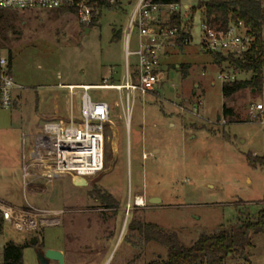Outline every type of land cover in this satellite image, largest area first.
I'll use <instances>...</instances> for the list:
<instances>
[{
    "label": "rangeland",
    "instance_id": "rangeland-1",
    "mask_svg": "<svg viewBox=\"0 0 264 264\" xmlns=\"http://www.w3.org/2000/svg\"><path fill=\"white\" fill-rule=\"evenodd\" d=\"M118 1V10H102L91 27L75 13L32 10L17 13L13 28L0 35V53L11 52L12 74L22 86L10 108L0 104V199L56 214V225L35 232L6 225L0 264L8 242L30 245L24 264H40L39 254L49 249L61 251L65 264L161 262L167 249L146 242L136 224H156L191 246L200 235L264 209V169L247 159L249 154L264 158V68L261 90L223 96L225 82L250 80L252 74L228 63L218 66L202 50L205 14L192 15L191 8L211 0H180L176 12L190 41L181 45L178 35L168 40L173 46L162 50L157 91L131 94L129 102L123 88L87 91L94 101L111 106L104 170L84 183L64 176L24 188L20 159L43 123L55 120V107L63 115L71 97L79 104L82 86H121L127 73L133 74L137 57L127 55L126 39L136 0ZM138 37L132 30L131 52ZM225 108L233 115L226 116ZM152 198L159 203L150 204ZM225 264H264V236L252 235L244 256L228 257Z\"/></svg>",
    "mask_w": 264,
    "mask_h": 264
},
{
    "label": "built area",
    "instance_id": "built-area-1",
    "mask_svg": "<svg viewBox=\"0 0 264 264\" xmlns=\"http://www.w3.org/2000/svg\"><path fill=\"white\" fill-rule=\"evenodd\" d=\"M114 1L110 0L112 3ZM72 7L77 8L80 22L91 23L94 9L83 0H0V10L16 13ZM177 7L178 4L159 5L153 0H136L129 18L126 52L128 56L137 57V64L133 74L127 73L126 82L117 86L127 90L128 102L131 94L147 95L161 88L163 73L160 67L163 47L160 39L176 37L178 29L162 28L160 16L169 19ZM132 30L138 32L139 44L138 48L131 52L129 39ZM189 41L186 40V43ZM252 43L253 38L243 22L231 24L226 29H216L205 22L202 23L200 46L206 53L240 56L249 51ZM228 79V76L225 77V80ZM89 87L92 86H82L85 93L81 98L79 120L71 118L68 122L60 120L44 122L41 130L35 134L29 150L24 151L22 178L25 188L39 182L52 183L64 176L92 178L104 170L105 131L111 122V106L104 101H94L87 93L91 89ZM70 89L73 90L72 87ZM20 90L22 86L18 85L13 77L8 56L0 53L1 106L10 108L16 92ZM55 218L54 211L38 209L31 205L16 207L0 199L2 230L9 225L20 232H35L41 226L56 225Z\"/></svg>",
    "mask_w": 264,
    "mask_h": 264
},
{
    "label": "trees",
    "instance_id": "trees-1",
    "mask_svg": "<svg viewBox=\"0 0 264 264\" xmlns=\"http://www.w3.org/2000/svg\"><path fill=\"white\" fill-rule=\"evenodd\" d=\"M94 9L93 18L89 27L94 26L101 15L102 10H118L119 1L113 3L110 0H83ZM155 4L170 5L179 4L180 0H153ZM99 10L96 16L95 11ZM196 10L203 11L207 23L216 29H226L231 24L243 22L249 29V35L253 43L246 53L235 56L233 54H212L215 63L221 66L228 63L230 67L242 72H250V80H235L225 82L222 86V94L225 98H231L238 92L247 88L262 89V71L264 68V3L258 0H211L200 2L197 8H191L192 15ZM59 11H68L77 14V8H63ZM16 12L0 10V35L6 30L12 29V21L16 18ZM161 27L177 28L178 40L181 45L190 40L183 32L181 14L173 12L169 19L161 24ZM121 32L116 35L120 38ZM9 64L12 66V54H8ZM186 72V71H185ZM187 73V72H186ZM226 116H232L231 109L224 110ZM247 159L254 167L264 169V158L247 155ZM261 160V162H260ZM241 214V213H240ZM136 230L144 237L146 242H156L167 249V259L161 262L148 264H225L228 257H243L246 249L252 246V235L264 236V209L255 216L243 214L235 225L220 229L212 234H202L191 245L181 243L177 233L166 231L153 223H138ZM2 227L0 225V234ZM29 244L19 245L8 242L3 247L2 264H24V250Z\"/></svg>",
    "mask_w": 264,
    "mask_h": 264
},
{
    "label": "crops",
    "instance_id": "crops-1",
    "mask_svg": "<svg viewBox=\"0 0 264 264\" xmlns=\"http://www.w3.org/2000/svg\"><path fill=\"white\" fill-rule=\"evenodd\" d=\"M129 1V4L130 3H132V0H128ZM121 3H122V0H121ZM135 5V4H134ZM188 6H185V8H187ZM162 18H163V20H162ZM160 21L163 23V22H165V21H167V17L166 16H161L160 17ZM139 38V37H138ZM139 40V39H138ZM168 40H171V39H164V38H162V39H160V42H161V45H162V47H163V51H165L166 50V47H168V49L170 48V47H172L173 46V44H167V42H168ZM160 69H161V67H160ZM71 85V84H70ZM73 86H70V87H74V85L75 84H72ZM90 86V85H89ZM76 96V95H75ZM73 97H74V95H73ZM82 98V97H81ZM81 98H80V102H79V104L77 105L76 103H75V101H74V98L72 99V97H71V101H69V102H66V107H67V110H66V112H65V114H63L62 115V113H61V109H59V108H57V106L55 107V109H54V113H55V117L54 118H52V119H55V120H60V121H64V122H68L71 118H73V117H75L74 115V113L76 112V110L80 113V109H81ZM68 101V100H67ZM71 102V103H70ZM71 105V107H70V105ZM61 113V114H60ZM23 160H24V157H23V155H22V157H21V159H20V161H21V169H23ZM19 161V162H20ZM21 177H22V170H21ZM66 178H70L69 176H66ZM22 180H23V178H22ZM23 186H24V183H23ZM25 188V187H24ZM28 189H32L31 187L30 188H28Z\"/></svg>",
    "mask_w": 264,
    "mask_h": 264
},
{
    "label": "water",
    "instance_id": "water-1",
    "mask_svg": "<svg viewBox=\"0 0 264 264\" xmlns=\"http://www.w3.org/2000/svg\"><path fill=\"white\" fill-rule=\"evenodd\" d=\"M150 204H158L159 200L152 198L149 201ZM32 244L34 245L37 240L33 239ZM40 264H65L64 254L57 250H46L44 253H40L38 256Z\"/></svg>",
    "mask_w": 264,
    "mask_h": 264
},
{
    "label": "bare ground",
    "instance_id": "bare-ground-1",
    "mask_svg": "<svg viewBox=\"0 0 264 264\" xmlns=\"http://www.w3.org/2000/svg\"><path fill=\"white\" fill-rule=\"evenodd\" d=\"M86 86H87V85H86ZM72 88H74V87H72ZM89 88H108V89H109V88H116V89H121L120 87H117V86H116V87H115V86H114V87L92 86V87H89ZM78 180H80V182L82 181V183H84L82 179H78ZM140 200H141V198L139 199L138 203H139L140 205H143V204H144L143 200H141V201H140Z\"/></svg>",
    "mask_w": 264,
    "mask_h": 264
}]
</instances>
